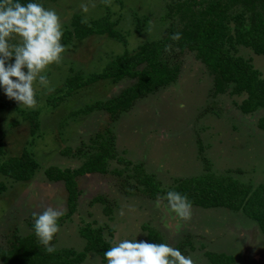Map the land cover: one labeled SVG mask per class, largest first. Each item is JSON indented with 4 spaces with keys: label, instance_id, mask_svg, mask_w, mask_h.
<instances>
[{
    "label": "rangeland",
    "instance_id": "1",
    "mask_svg": "<svg viewBox=\"0 0 264 264\" xmlns=\"http://www.w3.org/2000/svg\"><path fill=\"white\" fill-rule=\"evenodd\" d=\"M39 2L57 12L63 30L71 28L74 15L87 23L108 16L109 22H115L114 30L124 37L126 46L106 35L74 39L66 44L62 59L47 69L51 91L38 88L35 107L20 106L0 91V103H12L0 108V139L4 140L6 148L4 158L18 156L25 148L40 166L29 182L16 183L0 176V181L8 187L0 195V248H8L12 237L35 235L34 213L61 205L64 216L59 223L60 231L50 242L55 250L66 248L81 252L86 241L79 231L85 226L102 230L103 237L111 240V244L125 238L148 242L147 235L152 228L163 237V243L174 248L182 243L181 252L191 256L194 264H211L205 255L207 251L233 257L231 264H264V235L242 212L193 206L191 218L180 220L166 210V201L156 208L157 197L149 193L151 189L137 186L130 178L138 167L152 175L161 189H169L177 180L197 177L208 170L253 186L262 183L264 131L258 123L264 110L244 115L236 106L244 96L214 94L213 78L193 53L185 52L173 60L180 65L176 81L137 100L118 119L112 120L109 114L97 109L71 117L73 110L116 97L134 80L125 79L116 85L106 80L87 85L66 96L65 101L55 107L49 105L54 102L53 90L62 87L66 78L74 75L88 80L125 50L133 53L140 44L164 36L169 25L164 19L169 0ZM137 19L146 20L140 30H136ZM237 55L250 59L264 77V56L243 47L238 48ZM30 110L39 111L40 127L33 137L30 125L22 116ZM106 128L115 135L117 156L130 161L132 166L125 170V164L115 160L110 162L107 174L78 177L80 195L74 214L66 219L68 190L62 182L49 181L44 170L50 166L78 168L83 160L72 154ZM66 149L70 152L67 156L62 153ZM110 231L112 236L108 234ZM34 239L42 245L36 235ZM186 240L190 244H185ZM81 264L107 262L102 263L100 257L90 251Z\"/></svg>",
    "mask_w": 264,
    "mask_h": 264
},
{
    "label": "trees",
    "instance_id": "2",
    "mask_svg": "<svg viewBox=\"0 0 264 264\" xmlns=\"http://www.w3.org/2000/svg\"><path fill=\"white\" fill-rule=\"evenodd\" d=\"M167 10L164 19L169 25L164 36L140 44L133 53L125 50L114 57L100 73H95L88 80L84 81L79 74L66 78L62 87L53 90L54 102L49 105L55 107L64 102L66 96L100 81L106 80L116 85L125 79L134 80L132 85L124 88L116 97L96 101L93 105L70 112L73 117L86 115L96 109L103 110L112 120H116L130 110L137 100L174 83L180 65L173 60L178 55L190 52L213 78L214 94L244 96L240 104H236L244 115L264 110V77L254 68L250 59L237 55L238 48L243 47L250 49L257 56H264V0H169ZM114 23L109 22L108 16L87 23L78 15H74L71 28L66 27L63 30L62 43L65 46L74 39L83 40L93 35H106L122 41L126 46L124 37L114 30ZM144 24L146 20L137 19L136 30H140ZM176 33L180 34L178 40L172 38ZM8 106H12V103H0V108ZM22 116L30 125V135L35 136L40 127L39 111L23 112ZM258 127L264 131V115L260 118ZM88 142L87 145L82 143L76 153L72 154L83 160L78 168L50 166L44 170V175L49 181L62 182L68 190L69 211L65 215L66 219L70 218L76 209L80 195L76 181L78 177L95 173L107 174L110 172V162L115 160L125 164V170L132 166L130 161L117 156L115 135L111 129L106 128L103 132L96 133ZM82 148H86V151ZM5 149L4 140L0 139V176L16 183L29 182L40 169L37 160L25 148L18 156L4 158ZM67 150L62 151L66 156L70 153ZM204 161L207 166V160ZM132 172L130 178L136 181L137 186L150 188L149 193L151 192L153 197L172 189L187 195L192 207L225 208L229 212H242L257 224L264 235V181L253 186L227 175H215L208 170L197 177L177 180L169 189H161L160 183L144 170L136 167ZM117 174L122 175L121 171H117ZM7 189V185L0 181V195ZM62 220L60 217L59 223ZM156 233L152 228L149 230L148 242L163 243V237ZM79 234L86 241L81 252L65 248L49 253L36 242L35 235L12 237L8 248H0V261L2 264H81L86 260L88 252L93 251L102 263H106L103 254L112 244L111 240L103 237L102 230L85 226L80 229ZM108 234L112 236L113 233L110 231ZM184 243L190 244L187 240ZM182 246L181 243L178 248L182 250ZM205 255L209 257L211 264H231L234 260L223 253L214 254L207 251Z\"/></svg>",
    "mask_w": 264,
    "mask_h": 264
},
{
    "label": "clouds",
    "instance_id": "3",
    "mask_svg": "<svg viewBox=\"0 0 264 264\" xmlns=\"http://www.w3.org/2000/svg\"><path fill=\"white\" fill-rule=\"evenodd\" d=\"M62 37L61 20L54 9L37 0H0V91L20 106L35 107L38 88L51 91L47 69L62 59ZM172 38L178 40L180 34ZM164 201L166 210L178 219L191 218L192 202L187 195L170 189L157 196L155 207L160 208ZM62 214L61 205L34 213V233L49 253L55 250L50 242L60 231ZM103 255L107 264H194L191 256L168 243L136 238L113 242Z\"/></svg>",
    "mask_w": 264,
    "mask_h": 264
},
{
    "label": "crops",
    "instance_id": "4",
    "mask_svg": "<svg viewBox=\"0 0 264 264\" xmlns=\"http://www.w3.org/2000/svg\"><path fill=\"white\" fill-rule=\"evenodd\" d=\"M90 175L92 176V175H94V174H88L87 176H90ZM84 176H86V175H84ZM142 226H143V225H142Z\"/></svg>",
    "mask_w": 264,
    "mask_h": 264
}]
</instances>
